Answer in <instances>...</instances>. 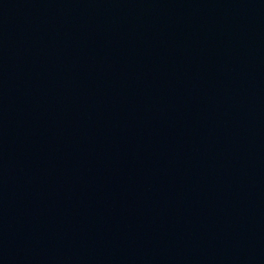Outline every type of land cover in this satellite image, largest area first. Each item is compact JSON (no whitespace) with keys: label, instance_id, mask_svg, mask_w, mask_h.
<instances>
[{"label":"water","instance_id":"water-1","mask_svg":"<svg viewBox=\"0 0 264 264\" xmlns=\"http://www.w3.org/2000/svg\"><path fill=\"white\" fill-rule=\"evenodd\" d=\"M0 264H264V0H0Z\"/></svg>","mask_w":264,"mask_h":264}]
</instances>
